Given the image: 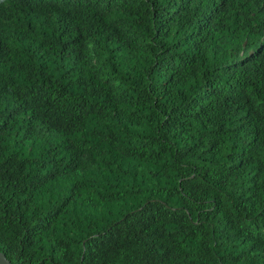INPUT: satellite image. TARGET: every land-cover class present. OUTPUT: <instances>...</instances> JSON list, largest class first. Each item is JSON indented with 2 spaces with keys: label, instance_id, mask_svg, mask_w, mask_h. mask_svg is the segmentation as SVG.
Returning a JSON list of instances; mask_svg holds the SVG:
<instances>
[{
  "label": "trees",
  "instance_id": "trees-1",
  "mask_svg": "<svg viewBox=\"0 0 264 264\" xmlns=\"http://www.w3.org/2000/svg\"><path fill=\"white\" fill-rule=\"evenodd\" d=\"M11 264H264V0H0Z\"/></svg>",
  "mask_w": 264,
  "mask_h": 264
},
{
  "label": "water",
  "instance_id": "water-1",
  "mask_svg": "<svg viewBox=\"0 0 264 264\" xmlns=\"http://www.w3.org/2000/svg\"><path fill=\"white\" fill-rule=\"evenodd\" d=\"M0 264H11L2 252H0Z\"/></svg>",
  "mask_w": 264,
  "mask_h": 264
}]
</instances>
